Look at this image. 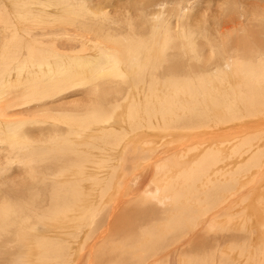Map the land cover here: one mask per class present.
Here are the masks:
<instances>
[{
    "label": "bare ground",
    "instance_id": "obj_1",
    "mask_svg": "<svg viewBox=\"0 0 264 264\" xmlns=\"http://www.w3.org/2000/svg\"><path fill=\"white\" fill-rule=\"evenodd\" d=\"M193 1L155 0L144 8L152 6L153 10L143 12V9L131 11L124 7L116 11L118 6L114 4V10L110 11V6L95 0H0V257L3 262L18 263L19 256L15 253L24 246L19 244V236H28L35 239L33 246L38 249L40 264H74L76 255L67 242L50 235L49 230L55 224L49 225L75 213L74 216H83L86 226L99 230L94 234V243L102 242L106 232L110 234L111 249L89 264L143 261L160 264L165 258L169 263L172 253L185 245L190 235L197 242L186 264H236L231 256L238 246L240 255L244 251L248 253L249 257H244L252 264H264V242L256 249V245H250L256 241H252V230L259 223L251 201L243 210L247 215L242 229L248 233L243 245L238 244L229 227V218L222 223L210 222V216L226 201V192L235 187L225 186L218 175L214 174L213 179V169L220 160L215 147H210L209 154L190 170L180 172L177 180H171L172 186L168 184L169 188L161 190L170 196V208L162 207L167 199L156 203L146 200H157L161 182L152 185L153 188L146 187L133 203L125 197L131 184H139L141 175L135 172H127L118 184L101 186L102 204L97 209L93 204L86 206L87 199L76 186L59 180L66 172L82 168L74 141L82 139L95 126L102 127L100 131L104 133L98 140L106 139L108 148L116 150L123 143L140 140L142 135L138 132L143 128L153 129V123L157 125L160 120L167 126L162 124V128L174 131L235 124L242 117L257 118L256 113L264 107V0H259L262 2L259 7L251 4L252 14L240 10L237 31L226 27L212 29L204 24L202 29L193 19L194 9L190 10ZM198 11L201 12L199 7ZM221 11L220 14L225 13ZM244 27L250 30L244 32ZM232 41H238V46H231ZM252 53L256 56L251 58ZM164 65L165 72L170 73L161 76ZM176 69L178 73H171ZM130 72L135 84H141L143 107L141 94L140 99L135 95L138 90L133 89L135 93L131 96L134 86L127 81ZM158 92H163L162 97ZM182 96L188 97V101L184 99L182 103ZM127 100L129 112L126 110L128 116L124 112V117L128 118L130 132L123 130L126 125L117 135L115 127L107 129L108 124L116 119L112 118L126 106ZM158 126L157 129L161 128ZM252 141L242 142L246 143L249 159L248 168L243 167L260 171L264 167V155H257L261 149L255 152L257 148H253ZM187 146L179 147L180 151L189 150ZM246 168L240 169L247 173ZM193 199L197 202L196 209L192 206ZM131 203L135 206L130 207ZM166 214L168 218L159 223ZM253 216L255 222L250 224ZM125 222L134 232L125 233L123 238L111 237L116 225ZM220 224L226 225L225 230L218 229ZM215 230L218 232L211 235ZM227 232L230 235L224 236ZM130 248L139 250L140 258L129 256ZM92 249L93 244L87 248L89 255Z\"/></svg>",
    "mask_w": 264,
    "mask_h": 264
},
{
    "label": "rangeland",
    "instance_id": "obj_2",
    "mask_svg": "<svg viewBox=\"0 0 264 264\" xmlns=\"http://www.w3.org/2000/svg\"><path fill=\"white\" fill-rule=\"evenodd\" d=\"M98 1L104 3V5L110 6L108 9L110 11L114 10V8L112 6L114 4V7L118 6V7H115L116 11H118L120 9L124 10L125 8H129V10H131V11H135V10L140 11L143 9V12H150L151 10H153L152 6L150 7L151 9L148 7V9L146 8V10H145L144 8L147 7L151 3V1H155V0H149V1L148 0H113V1L110 0L111 2L109 0H95L96 3ZM115 1H119V2H115ZM128 1H129V4L127 3ZM146 1H148L149 3ZM168 1H172V0H168ZM244 2L246 4L248 3L249 5L247 4L248 5L247 6V5L243 4ZM257 2H258V4H257ZM117 3H118V5H117ZM125 3H126V6H125ZM209 3H210V6H209ZM254 3L258 7L262 6L261 5L262 2L259 0L258 1H256V0L255 1L254 0H242V1L241 0H198V1L194 0L193 2H191L190 10L194 9L193 11H195V12H194V18L193 19H195L194 20L195 23H197V24L199 23L198 25H202V29H204V25H205V26L211 27L212 29L217 28V29L221 30V28H223V29L229 28V31H233V30L237 31L238 30L237 22H238V16L240 14V10L243 9L244 12L250 11L252 14V7H250V6H253L251 4H254ZM197 6L201 9V12L198 11ZM123 7H124V9H123ZM249 7L251 8L250 10H248ZM220 8L222 11L220 10ZM219 10L222 13L225 12L224 13L225 15L220 14ZM205 14H206V16H205ZM197 17H198V19H197ZM216 18H217V20H216ZM218 18L220 21L218 20ZM224 19L225 20L227 19V20L225 21ZM225 24H226V26H224ZM235 27H236V29H235ZM252 28L253 27L251 26V31H252ZM145 30H147V27L144 29L142 34L146 32ZM243 30H246L244 32H247L250 30V28L244 27ZM236 39H238V38H236ZM229 43L231 46H236V45L238 46V44H237L238 41H236L235 43H233V41L229 42ZM250 44L251 45H248V46L252 49L253 44L252 43H250ZM262 44H264V43H262ZM233 55L238 56V53L233 52ZM254 55L252 53L251 58L256 56V55L255 56ZM124 66H127V65H124ZM127 67L129 68V65ZM165 67H166V65H164V69H163L161 76L163 74L170 73V72H165V69H167V67L166 68ZM174 72L178 73V70L176 69V70L171 71V73H174ZM181 72L186 73L185 70H182ZM131 75H132V73L130 72L129 77H131ZM130 80L127 79V81L130 84L133 83L132 86H134V88L130 84H128L132 88L130 86L129 87L132 90L133 89L138 90V91H135L138 93H135L134 90L132 92L131 89L128 87V89H130L129 91H131L130 93H132L131 96L133 97V94L135 93L136 96L138 94V98L140 99L139 94H141V101H142V107H143L145 99L143 98V92L140 89L141 84H139V85L135 84V79L133 77H131ZM127 90H125V91H127ZM162 93L163 92H160V93L158 92L157 94H159L161 96ZM144 94L147 95L148 92H146ZM147 97L150 98L149 95H147ZM187 98H186V96H184V97L182 96L180 99L182 100V103H184L183 100L185 99L186 101H188ZM70 100H72V98ZM127 103H128V100L125 101L126 106H123L121 109H119L115 113V115H114L115 117H113L112 119H114V118H116V119L111 120L109 122L108 128H107V126H105L103 128L113 129L115 127L116 129H114V132L117 131L118 132V133H116L117 135H119V132L122 133L123 130H125L126 132L129 131L128 118L127 119L125 118L128 116V112H129L128 111L129 110L128 109L129 103L128 104ZM126 107H128V108L126 109ZM263 108L260 111L258 110V112L256 113L258 115L257 118L256 117H252V118L242 117L241 119H239L238 123H235V124L231 123V122L222 123V124H219V126L217 125L218 128L214 127V125L210 124L207 126L205 125L206 127L204 126L201 128H196V129L194 128L191 130H174L173 131V130H171V128L166 129L167 126L163 124L162 120H160V121H157L158 123L156 122L157 125L155 123H153L154 126H152V127H154L153 128L154 130L152 128L150 130L145 129V128H143V130H140L138 132V133H141V135H142L140 140L135 139L133 142H131L129 144L123 143L122 145L124 148L122 147L120 149V147H121L120 146V147H117L116 150L111 149L112 148L111 146H110L111 148L110 147L108 148V146H109L108 142L109 141H107L106 139L98 140V139H100V137H102V138L104 137L103 136L104 133L102 131H100V129H102V127L99 129V126H95L94 127L95 129H91V131L90 130L86 131L84 133V135H82V139L79 138V139L74 141L75 149L78 151V153L81 157V160H82V164H83L82 168L81 169H73L70 172H66L64 174V176L62 178H60L59 180L62 183L67 181L69 184L76 186L79 191L83 192L84 199L85 200L87 199L86 200V206H90L93 204V206H94L93 208L97 209L98 206H100L102 204V203H100V193H101L100 191L104 190L103 188L107 187L106 183H112L110 185H113L114 182H117V184H118V182L119 183L122 182L121 180L124 179V177L122 178V176L125 175L127 172H133V173L135 172L136 174L141 175V178H139L137 180V181L140 180L138 182L139 184H138V186L137 185L134 186L133 184H131L130 187H128L129 190L127 191L128 192L127 196H125V197H128V199L130 201H132V203H133V201L136 200L137 197H141L142 192H143V190H145L146 187H149V185L152 186L155 183L157 184L158 182H159L158 184H160V182H161L160 186L157 185V186H159V191H157V193H156L157 200H149V199H146V200L153 202V203H156L157 201H160L162 199H167V201L164 203V205L162 207L163 208H166V207L170 208L171 207L170 196L168 194L167 195L162 194L161 190H163L164 188H169L168 184L170 186H172L174 183H169V182L177 180L178 177L180 176V172L182 174V172H186V171L190 170L192 167L195 166V164L198 161H200L201 158H203V156L205 154L206 155L209 154L208 149L215 147L218 149L217 155H218V157L220 156L219 159L221 161L219 160V162L217 164L218 167H217V165L214 167V169H213L214 172L212 174L213 175L212 177L214 179L216 177V176L214 177V174L218 175L217 176V177H219L218 179L219 180L222 179L223 184L225 186L227 185L230 188L234 185L235 187L233 186L234 190H232L233 188H230L226 192V194H227L225 197L226 201L221 205V207L213 215L210 216V222L211 223H214V222H221L222 223V222L228 220V218H229L231 221V224H230L231 226H229V227L232 228L234 235L237 236L236 239H238V241H237L238 244L243 245L244 237L248 236V233L243 231V229H242V226H243L242 222H244V218L247 215V213H245V211H243V210H244L245 205L250 203V201H251L252 207L254 204L253 210H254L256 216L259 218V220H258L259 223L257 224V226L255 225L253 227L254 230H252V231L254 234L251 237V238H253L252 241L256 240V241H258V243L256 241H253L250 244L252 246L256 245L255 246V249H256L259 247V245L261 243L264 242V222L262 221V219L264 217V193H263L264 192V167L262 168V170H260L262 173H257L260 171H257V169H255V168L251 169L252 171L247 170V168L249 166L248 153L246 150L247 146H246V143H242V142L246 139H252L253 141L251 143L253 144V148H257L255 150V152L261 151L263 153L262 154L260 152L257 155H264V114L262 112ZM138 109H141V108L139 107ZM124 112H125L126 116L124 115ZM178 112H180V111H178ZM140 114H142V109H141ZM120 116H121V118H120ZM123 117L126 119V121H125V119L123 120ZM140 117H143V116L140 115ZM117 120H119V122ZM243 121H244V123H243ZM245 121L246 122L248 121V122L246 123ZM0 123H1V119H0ZM123 123L125 125H123ZM239 123H240V125H239ZM117 124L119 126L121 125L122 127L121 126L119 127ZM162 124H163V126H166V128L165 127L162 128L163 127ZM125 126H126V128H124L122 130V128ZM157 126L161 127L162 130H161V128L157 129ZM207 127L209 129H206ZM97 128H98V130H97ZM117 129H119V131ZM92 130H93V132H92ZM192 130H194V131H192ZM99 133L102 134V136ZM177 134H180V135H177ZM258 134H259V136H257ZM146 141H148V143ZM105 142H107L108 144H106ZM134 142H135V145H134ZM238 142H240V143H238ZM100 143H105L106 145L105 144L102 145ZM182 145H188L189 147L188 146L187 147L189 148V150L181 152L179 147H181ZM106 146H107V149H109L108 151L105 150ZM241 147H243V148H241ZM259 148L261 149L260 151H259ZM111 150H113L112 153L114 155L111 154V152H110ZM103 151H105V152L102 153ZM240 151H242V153ZM99 152H101V154ZM244 153L247 155H245ZM245 156H247L248 160L246 159ZM263 159H264V156H263ZM150 164H152V165H150ZM148 165H150V166L148 167ZM243 165H246L247 168L245 166L243 167ZM263 165H264V163H263ZM165 168H166V170H165ZM240 168H242V169L246 168L247 173L244 172L245 170H242ZM142 169H145V172L141 171ZM238 170L239 171L241 170L244 173H242L241 171H240L241 172L240 173V172H238ZM217 172L222 174L223 176H220V174H218ZM234 172L237 176L239 174L242 176L239 175L237 177L234 174ZM167 174H169V175H167ZM245 174L247 175V177ZM164 175H165V177H164ZM172 175H174L175 177H173ZM120 176H121V178L118 179V177H120ZM170 176H172V179ZM235 176L237 177V179L240 178V180L239 179L237 180L236 178H234ZM103 177H104V179H103ZM111 177H115V178L112 179ZM169 177H170V179L168 180L167 178H169ZM105 178H107V179L105 180ZM233 178H234V180H233ZM110 179H111V181H109ZM116 179H118V180L116 181ZM163 179L164 180L166 179L165 181H167V182L162 183ZM227 179L228 180L230 179V180L226 181ZM102 180H103V182H102ZM235 180H236L237 184H236ZM238 181H240V182H238ZM152 188H153V186H152ZM197 188H199V187H197ZM230 190L234 191V194L235 193L236 194L235 195L232 194L233 192L230 193L231 192ZM119 197L120 196L113 199L112 202L116 201ZM253 197H255V198H253ZM125 199L127 200V198H125ZM244 202H246V203H244ZM132 203L130 204L131 205L130 207L135 206ZM125 206L126 205H124V208H125ZM192 206L195 207V209H196L197 202L195 199H193ZM200 212L201 211H199V213ZM74 214L75 213L69 214L68 218L64 219L62 221H57V222L51 223L49 226H51L53 224H55V226L50 228V230H49L50 235H54V237H58L61 240L68 243V246L70 247V250L72 251V254L76 255V257H73V263L74 264H89L90 260L93 262L95 260L97 261V258L99 256L106 255L108 253V251L111 249V247L109 245V241H108L110 234L108 232H106L107 236L105 238H103L102 242L97 241L94 243V237H95L94 234L97 235L99 230L95 229V227H93L91 229L90 227L86 226L85 222L82 220L83 216H80L78 214V215H75L78 217H75ZM71 215L74 216L73 219H72ZM168 216H169L168 214L161 216L159 223L164 222V220L167 219ZM76 219H78V220H76ZM253 220L255 222V216L252 217L250 224H252ZM78 221H80L79 224H81L82 226L81 225H80V227L78 226L79 225L77 223ZM82 221H83V223H82ZM120 225H121V228H119ZM221 225L224 226V224H220L218 229L219 230L220 229L225 230L226 225H225V227H222ZM75 226H77V227H75ZM125 226H126V229H125ZM81 227H83V228H81ZM128 227L129 226H127L126 222L122 223V224L119 223L118 225H116L117 229L114 228L111 237L123 238V237H126L125 233L130 232V231L134 232V229L132 230V229H130V227L129 228ZM204 227L205 226H203V228ZM87 228H89V230H87ZM215 232L217 233L218 231L215 230L213 233H211V235L214 234ZM229 235H230L229 232L224 234V236H229ZM19 237L21 238L19 241V244H24V246L21 247V249H19L18 252L15 253V255L19 256L16 259V261L18 262L17 264H30V263L40 264V261L37 259L39 256V255H37L38 249L33 246V242L35 241V239L29 238L28 236H19ZM256 238H258V239H256ZM196 242H197V239L195 238V236L190 235L189 239L187 240V243L172 253V256L170 258L169 263L166 262V258H165L164 263H160V264H186L187 263L186 259L189 256H193L194 251L192 249L196 245ZM27 244H30L31 248L28 247ZM91 244H93V249H92L91 254L89 255L87 252V248L91 247ZM130 251H132V253H130L129 256H131L132 258H140L141 254H142L139 250L133 251L132 248H130ZM227 251H229V248ZM237 251H238V253H237ZM249 251H251V248H249ZM13 254L11 257L8 255V258L11 259L13 257ZM247 255H248V253H247ZM247 255H246L245 251L242 255H240V246H238V249H236L234 251V256L233 255L231 256V258H232L231 261L234 262V259H235V261L237 262L236 264H252L251 260H247V257H244ZM248 257H249V255H248ZM0 264H9V263L3 262L1 257H0ZM141 264H150V262L149 261H143V263H141ZM156 264H159V263H156ZM190 264H192V263H190Z\"/></svg>",
    "mask_w": 264,
    "mask_h": 264
}]
</instances>
